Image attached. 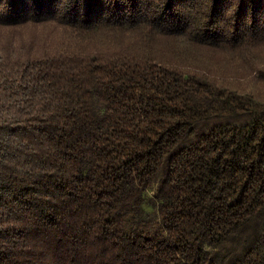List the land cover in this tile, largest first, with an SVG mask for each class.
<instances>
[{
    "label": "trees",
    "instance_id": "1",
    "mask_svg": "<svg viewBox=\"0 0 264 264\" xmlns=\"http://www.w3.org/2000/svg\"><path fill=\"white\" fill-rule=\"evenodd\" d=\"M23 24L65 39L0 56V264H264V96L215 75L264 83V0H0Z\"/></svg>",
    "mask_w": 264,
    "mask_h": 264
},
{
    "label": "rangeland",
    "instance_id": "2",
    "mask_svg": "<svg viewBox=\"0 0 264 264\" xmlns=\"http://www.w3.org/2000/svg\"><path fill=\"white\" fill-rule=\"evenodd\" d=\"M53 29L51 26L44 30L41 25H37V28L31 31L26 24H23L21 28L0 27V56L9 52L13 54L16 48L21 51V54L28 51V48L30 53L53 49L52 42L56 40L64 41L65 39L63 34ZM6 43H8L7 47L5 46ZM215 71V75L217 73L226 80L233 81L236 87L240 89H253L255 95H260L258 97L262 98L261 96H264V83L252 86L250 80L242 74L240 69L235 70L222 66V68H218Z\"/></svg>",
    "mask_w": 264,
    "mask_h": 264
}]
</instances>
